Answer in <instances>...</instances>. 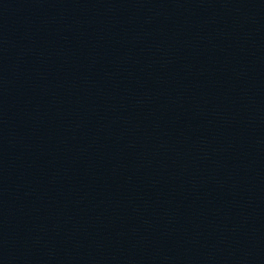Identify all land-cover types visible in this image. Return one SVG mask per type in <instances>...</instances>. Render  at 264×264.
I'll list each match as a JSON object with an SVG mask.
<instances>
[{"label":"water","instance_id":"obj_1","mask_svg":"<svg viewBox=\"0 0 264 264\" xmlns=\"http://www.w3.org/2000/svg\"><path fill=\"white\" fill-rule=\"evenodd\" d=\"M0 264H264V0H0Z\"/></svg>","mask_w":264,"mask_h":264}]
</instances>
